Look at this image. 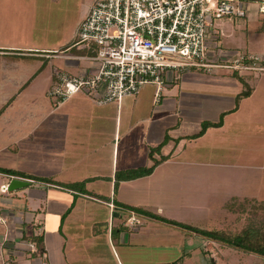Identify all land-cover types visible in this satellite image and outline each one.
<instances>
[{"label": "rangeland", "instance_id": "374dc122", "mask_svg": "<svg viewBox=\"0 0 264 264\" xmlns=\"http://www.w3.org/2000/svg\"><path fill=\"white\" fill-rule=\"evenodd\" d=\"M16 1L0 0L3 6L0 11V113L3 111L0 129L5 125V140L10 139L11 130L17 127L46 126L50 117L46 114L53 107H56L55 112L70 111L73 101L79 98L76 95L82 93L56 101L49 95V89L60 83L62 73H93L98 64L94 58L82 57L89 50L77 46L78 26L94 0H18L19 7ZM253 14L247 18L214 19L209 33L217 35V44L209 45L208 49L217 50L219 55L225 50L230 55L226 58L240 54L264 55V16ZM260 22L262 31L256 29ZM226 58L222 61H231ZM57 69L61 72L57 73ZM235 86H239L240 91L243 86L251 90L240 110L223 116L222 125L210 126L202 135L191 137L201 128L204 119H218L221 111L236 105L234 100L226 99L230 95L234 97ZM86 98L88 101L80 99V109L85 113L100 112L111 119L118 110L116 103H99ZM132 98L125 97L123 102L132 106ZM170 98L179 99L180 103L173 112L161 116V126L151 142L157 143L165 129L170 128V140L161 150L168 158L158 164L150 176L119 182L122 193L116 198L200 227H240L243 221L236 220L238 213L224 205L230 197L264 200V69L233 74L225 67L189 68L166 81L163 103ZM187 102H191L192 107H187ZM121 106L119 110L124 119L129 110L127 104ZM187 108L197 114H184ZM179 116L180 123L175 126ZM105 121L109 120H94L97 124L94 130L101 129L100 140L110 137L112 140L115 129L104 124ZM137 122L131 128H124L122 123L116 136L122 148L132 135L131 143L135 146L130 161L132 167L151 162L147 157L150 140L141 133V123ZM178 133L189 134L177 140L174 136ZM121 153L119 150L120 157ZM154 157L159 154L155 153ZM109 197L111 199L108 194L104 198L106 203ZM101 204L108 208V204ZM130 214L135 215L139 223L126 224L129 241L132 234L139 231L144 242H137V236L133 237L132 242L140 244H135L126 254L118 245L111 248L116 264H165L179 256L183 257L181 264H213L212 259L214 264H264V257L222 246L194 231L153 220L140 212L121 208L112 222L123 225ZM188 252H191L189 257Z\"/></svg>", "mask_w": 264, "mask_h": 264}, {"label": "crops", "instance_id": "0c3cea01", "mask_svg": "<svg viewBox=\"0 0 264 264\" xmlns=\"http://www.w3.org/2000/svg\"><path fill=\"white\" fill-rule=\"evenodd\" d=\"M2 7L0 4V11L3 10ZM253 13L255 12L251 11V14ZM260 25L256 28L258 31L263 29L261 22ZM216 38V34L209 33V40L217 41ZM227 53L224 50L221 56L229 57ZM177 75L172 74L167 80L171 81ZM234 88H236L234 97L230 95L226 99L235 101L240 90L239 86ZM81 93V96L76 95L79 98L73 101L70 111L55 112L56 107L51 108L46 114L50 116L46 126L23 129L14 126L17 128H14L13 132L11 130L9 140H5V125L1 126L0 166L53 177L60 181L81 180L89 176L96 178L86 183V188L92 192L87 193L56 183L0 171V264H41L42 256L47 264H116L111 248L118 245V248L126 254L135 244H140L132 242L133 237L137 236L135 239L137 242H144L139 231L132 234L130 242L125 223L110 224V207L107 205L108 201L106 203L102 197L109 194L111 198L120 200L116 198V195L118 197L122 193L119 183L118 189L114 191V172L117 169L130 167V161L135 153V146L131 143L132 135L127 137V142L122 148L117 144V128L122 123L124 128L126 126L131 128L139 121L141 133L146 136L147 141L150 140L148 147L157 145L168 134L169 139L161 147L163 150L170 140L171 135L168 132L170 128L165 129L157 143L151 142H154L161 126L163 119L161 116L177 109L180 100L170 98L163 103L162 95L159 100H155L153 84H144L137 94L126 96L134 97L130 101L132 106L123 102L125 97L119 103L110 102L118 106L111 121L104 113H85L81 110L80 99L88 101L86 97H89ZM248 96L241 97L237 106L234 104L224 109L223 111H227L235 107L225 113L224 117L234 115L233 112L240 110L242 101ZM126 104L129 112H126L122 119L123 113L119 107ZM187 105L192 107L191 102H187ZM2 113L3 111L0 116ZM183 113L188 116L197 114L191 108L184 109ZM180 117L175 122V126L179 125ZM96 119L109 120L104 124L114 127L115 136L112 140L111 137L100 140L101 129L94 130V126L97 125L94 122ZM81 124L83 128L77 127ZM188 134L178 133L174 137L180 140ZM140 137L143 139L142 136ZM137 139L139 137L135 140ZM119 150L123 152L121 157ZM153 172L142 177L150 176ZM14 178L20 181H15L17 185L9 189V183ZM135 179L119 182L127 183ZM102 202L108 208L102 206ZM119 212L120 209H116L114 214L117 215ZM152 225L158 224L152 222ZM32 235H41L43 238L44 249L41 254H36L37 249L33 250L28 245V242H35L30 239ZM187 254L189 257L191 252Z\"/></svg>", "mask_w": 264, "mask_h": 264}, {"label": "built area", "instance_id": "2783aa9c", "mask_svg": "<svg viewBox=\"0 0 264 264\" xmlns=\"http://www.w3.org/2000/svg\"><path fill=\"white\" fill-rule=\"evenodd\" d=\"M251 11L264 16V0H94L78 26L77 46L89 50L82 57L98 60L96 70L62 73L49 95L60 101L83 92L99 103H119L144 84H153L154 98L159 100L167 79L189 68L264 69V55L226 58L208 49L216 46L215 40H209L214 19L247 18ZM108 206L111 224L112 198ZM125 221L129 226L139 223L133 214ZM28 245L36 250L34 242ZM42 257L41 264H47Z\"/></svg>", "mask_w": 264, "mask_h": 264}, {"label": "trees", "instance_id": "16d2710c", "mask_svg": "<svg viewBox=\"0 0 264 264\" xmlns=\"http://www.w3.org/2000/svg\"><path fill=\"white\" fill-rule=\"evenodd\" d=\"M237 71H233V74ZM251 92L250 87L243 86V89L236 95L235 102L238 104L241 97L249 95ZM235 108V107H234ZM234 108L222 111L217 120L205 119L201 122V128L191 134V137H197L204 133L206 128L210 126H220L223 123V116L225 113L233 110ZM169 139V135L166 134L164 139L157 145L150 146L148 151V156L151 158V162L146 165H138L136 167H128L124 169H117L114 172V191L117 188V185L120 180H129L135 179L148 175L153 172L155 167L162 161L168 158V154L161 153V147ZM158 153L159 157H154V154ZM0 171L10 174H18L20 176H27L37 180H43L47 182L56 183L62 185L72 190L92 193L86 188V183L95 179V176L85 177L81 180L75 181H60L53 177L39 176L32 173H26L24 171L2 167L0 166ZM102 197H107L102 195ZM110 199V197H109ZM115 204L116 209H125L130 212H140L149 218L161 222H165L170 225L179 226L185 229L194 231V233L201 235L202 237L220 243L222 246H230L236 248L246 254L253 253L258 256L264 257V200H259L254 197H244L242 200H239L237 196H231L230 199L224 204L226 208L231 210L234 213H238L236 220L243 221L242 225L238 228L230 227H214V228H205L197 225H192L184 221L163 216L159 213L153 212L149 209L143 208L141 206L129 204L115 198H112ZM36 244V254H41L43 252V238L41 235H32L30 237ZM183 261V257L179 256L178 258L169 261L165 264H180ZM214 264V260L212 259ZM163 264V263H157Z\"/></svg>", "mask_w": 264, "mask_h": 264}, {"label": "water", "instance_id": "95a60500", "mask_svg": "<svg viewBox=\"0 0 264 264\" xmlns=\"http://www.w3.org/2000/svg\"><path fill=\"white\" fill-rule=\"evenodd\" d=\"M15 181H20V180H18L17 178L12 179V180L10 181V183H9V186H8L9 189H12V188L15 187V185H17V184H16L17 182H15Z\"/></svg>", "mask_w": 264, "mask_h": 264}]
</instances>
